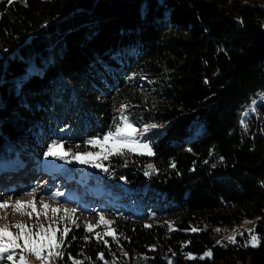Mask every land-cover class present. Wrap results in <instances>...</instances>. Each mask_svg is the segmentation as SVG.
<instances>
[{
	"label": "trees",
	"instance_id": "1",
	"mask_svg": "<svg viewBox=\"0 0 264 264\" xmlns=\"http://www.w3.org/2000/svg\"><path fill=\"white\" fill-rule=\"evenodd\" d=\"M260 97L264 0H0V156L49 159L54 140L91 151L121 112L162 126L147 134L153 156L110 155L82 180L118 242L72 226L54 264H264ZM62 162L83 177L71 153ZM249 229L258 246L239 247Z\"/></svg>",
	"mask_w": 264,
	"mask_h": 264
},
{
	"label": "snow or ice",
	"instance_id": "2",
	"mask_svg": "<svg viewBox=\"0 0 264 264\" xmlns=\"http://www.w3.org/2000/svg\"><path fill=\"white\" fill-rule=\"evenodd\" d=\"M8 4H12L13 0H7ZM126 108V106H121V109ZM120 111V110H118ZM162 127L161 125H144L142 132H147L151 128ZM87 144L96 146H102V152H88L85 151L83 153L75 152L72 153L71 149L69 151L63 150L62 144L53 143L48 147L45 156H56L61 159L68 156L70 153L73 159L78 160L81 164L89 163L90 160L97 159L103 156L104 159H107L109 155H122L125 154L123 150H127L128 152H138L140 155H148L153 156L155 153L153 152L150 144L142 143L141 139L137 138V128L134 124L129 120L126 115H123L121 112L120 122L115 124L114 130L108 131L104 136L103 139H91L87 141ZM104 145H108V147H103ZM79 147V146H77ZM96 167H101L99 163L95 165ZM149 170H155L154 165L148 164ZM171 167L175 168V164L173 163ZM107 171V169H105ZM146 176L150 175L149 171H145L144 173ZM33 192L37 191V189H33ZM30 194V193H29ZM54 195H59L54 194ZM25 207L32 208V212L23 213L28 215L31 219L33 214H35L37 220L41 213L36 211L35 202H29L27 204L22 203L21 201H16L14 204H9L7 201L0 202V209H14L16 211H21ZM45 209L48 208V205H43ZM53 213L59 212L60 210L57 208L51 209ZM67 211V210H65ZM73 212L75 210H72ZM45 218L47 219V212L44 213ZM64 217H60V221H63ZM246 223H251L250 221H245ZM58 222L50 221L45 227L43 224H35V225H26L23 223H16L13 225H5L0 227V260L5 262H10V264H29L27 261L24 253L27 252L33 256H35L38 260L41 261H50L54 256H58L63 258V246H64V238L68 236V233L71 231L70 228L64 226L62 229L58 226H55ZM73 225L79 226L76 224V221L73 219L71 220ZM114 223L113 221H107L103 217L100 216L99 221L96 225L93 224H86L85 231L89 233H93L98 241H103L105 245L108 244L107 240H104V236H111L113 240H117L116 230L114 228H110L109 226ZM101 225L105 226V231L103 233L94 232L95 228L100 227ZM145 227H151V225H145ZM10 228H15L17 231L13 233L10 231ZM171 230V226H170ZM192 231H200L201 229L193 228ZM215 231L219 232L220 229H215ZM249 239L243 244L238 245L239 247L247 248L257 247L259 240L258 237L252 233H254V229H249ZM59 233V237L57 236ZM240 235H244V233H240ZM75 239V237H72ZM85 240H88L89 237L85 236ZM22 241V243H21ZM228 241L232 244H237L235 235L228 237ZM118 242V240H117ZM218 244L221 241H217ZM17 250H19V259H16ZM127 256V253H125ZM205 257L211 258L212 252L211 250L206 251L199 259L203 260ZM187 258L195 259L191 253L187 254ZM69 259L72 260V264H84L81 260H76L75 258L69 255ZM90 259V258H86ZM98 260L104 261V264H109V261L105 260L104 254L100 253L97 257ZM169 264H172L169 261Z\"/></svg>",
	"mask_w": 264,
	"mask_h": 264
},
{
	"label": "rangeland",
	"instance_id": "3",
	"mask_svg": "<svg viewBox=\"0 0 264 264\" xmlns=\"http://www.w3.org/2000/svg\"><path fill=\"white\" fill-rule=\"evenodd\" d=\"M34 67V66H33ZM260 99L264 100V97H260ZM249 111H245V114H247ZM151 125V124H149ZM143 126L140 127L137 130V138L141 139L142 143H148L150 144L151 148V141L146 140L147 134L150 132H155L157 128H151L147 132H142ZM92 139H100L102 138H92ZM91 140V139H89ZM61 144L58 140H54L52 142ZM89 145V144H88ZM92 150L88 152H102V146L96 145L92 146L89 145ZM103 147H108V145H104ZM22 149V148H21ZM123 151H127L126 149ZM46 153V152H45ZM139 154L138 152H131ZM10 153L6 156H9ZM33 154H26V157L28 160L25 162L24 167L29 168L30 164L34 165V162L36 161L35 158L32 157ZM110 156V155H109ZM19 158V153H14L10 155L8 158ZM49 157V159H44L45 161H49L50 163L56 164L57 171H59V175L61 179L59 181H54L51 184L45 186V187H37L32 186L31 184L25 183L21 185L20 187H27L29 190L25 195H22L20 193H10L6 195H2L0 192V202L7 201L9 204H14L16 201H21L24 204H27L29 202L34 201L35 202V208L36 211L41 213L39 216V219L37 220L35 214H33V217L30 219L28 215L23 214L27 212H32V208L25 207L21 211H16L14 209L8 208V209H0V227H3L5 225H13L16 223H23L26 225H35V224H43L45 227H47L48 223L50 221H56L58 222L55 226L60 227L61 229L64 226H67L68 228L75 226L71 223V220H75L76 224L79 226H83L85 228L86 224L90 223L93 225H96L97 222L100 219V216L103 215L105 220L111 221L113 214H112V208H108L105 206V202L103 199L96 200V198L92 197L91 195L83 196L85 193L83 192L84 188H87L86 186H83V178L86 176L88 177L90 174V170L95 168L97 163H100L104 158L103 156L90 160L89 163L81 164L78 160V163L80 166V169L82 171V176H75L74 173H68L65 171L64 163L62 162V159L56 156H46L45 158ZM14 159V160H15ZM75 176V177H73ZM37 189V191L33 192V189ZM1 189V188H0ZM30 193V194H29ZM59 195H54V194ZM100 198V196H98ZM47 204L48 208L45 209L43 205ZM57 208L60 211L53 213L51 209ZM67 210V211H65ZM72 210H75L74 212ZM47 212V219L45 218L44 213ZM60 217H64L63 221H60ZM146 223L145 225H147ZM249 223L243 222L240 226L230 229L226 234L225 237L228 240V237L235 235L237 232H241L243 229H246L249 227ZM100 231L106 230L104 225H101L98 228ZM10 231L15 233L17 230L15 228H10ZM22 243V241H21ZM27 261L29 264H54V258L50 261H41L38 260L35 256L25 252L24 253ZM16 259H19V250H17ZM0 264H10V262H5L3 260H0ZM122 264H137L136 261L130 260V261H124Z\"/></svg>",
	"mask_w": 264,
	"mask_h": 264
},
{
	"label": "bare ground",
	"instance_id": "4",
	"mask_svg": "<svg viewBox=\"0 0 264 264\" xmlns=\"http://www.w3.org/2000/svg\"><path fill=\"white\" fill-rule=\"evenodd\" d=\"M13 164H14L13 165V168H12L13 169V172L21 173L23 171V167H24L25 162L22 161V160H20V158L15 159L14 162H13ZM26 171H27V173L29 174L30 177H32L33 175H35L34 174V171L32 169H27L26 168ZM31 179L32 178H30V180H28L25 183H28V184H31L32 185ZM20 186L21 185H19L18 187L14 188V190L7 189L2 195H6V194L8 195V194L13 193V192L14 193H17V194L20 193L22 195H25L28 192L27 190H29V189L27 187H20ZM1 190H2V188H1ZM7 195L5 197H7Z\"/></svg>",
	"mask_w": 264,
	"mask_h": 264
}]
</instances>
